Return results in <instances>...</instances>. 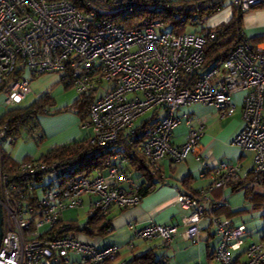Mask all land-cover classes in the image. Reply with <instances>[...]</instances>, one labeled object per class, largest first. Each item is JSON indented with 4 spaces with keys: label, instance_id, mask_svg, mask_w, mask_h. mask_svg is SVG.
Returning a JSON list of instances; mask_svg holds the SVG:
<instances>
[{
    "label": "built area",
    "instance_id": "2783aa9c",
    "mask_svg": "<svg viewBox=\"0 0 264 264\" xmlns=\"http://www.w3.org/2000/svg\"><path fill=\"white\" fill-rule=\"evenodd\" d=\"M226 2L240 17L264 5V0ZM208 38L212 39L213 33ZM206 40L188 32L175 34L171 28L148 20L124 29L102 12L78 11L68 0H0V91L5 94L6 106L18 105L30 93L34 77L57 74L64 87L79 97H91L87 117L81 122L90 131V145L108 147L127 140L136 146L145 168L154 176L160 173L163 159L181 164L193 156L200 164V177L209 175L212 181L196 194L178 195V205L189 213L183 219L182 238L197 244L199 224L206 219L219 239L213 253L217 264H264V247L258 243L247 245L243 263L232 258L231 252L239 251L249 234L244 225L236 226L215 215L224 200L209 199L213 191L239 183L240 168L218 161L201 146L204 125L198 121L193 127L191 117L183 116L188 126L185 142H173L182 119L180 108L195 103L211 105L221 118H229L237 109L235 94L244 91V127L232 144L253 154L252 170L243 177L262 184L264 46H253L241 32L240 43L225 60L204 68ZM151 110L144 127L136 125ZM9 131L7 120L0 126V264L116 263L119 247L98 248L95 238L88 240L80 233L76 237L74 231L88 233L89 227L78 229L63 214L82 208L87 198L88 220L103 221L110 233V213L135 207L142 200V185L127 168L130 161L116 155L106 170L87 177L74 176L73 166L40 158L19 161L13 173H4L3 155L10 154L3 147H14L23 140ZM26 138L38 143L43 134ZM134 234L135 240L160 239L166 249L177 228L152 224ZM125 248L131 252L133 243ZM159 261L167 263L166 258Z\"/></svg>",
    "mask_w": 264,
    "mask_h": 264
},
{
    "label": "crops",
    "instance_id": "0c3cea01",
    "mask_svg": "<svg viewBox=\"0 0 264 264\" xmlns=\"http://www.w3.org/2000/svg\"><path fill=\"white\" fill-rule=\"evenodd\" d=\"M233 15V9L229 4L210 18L213 25L227 23ZM242 32L250 40L253 46H264V5L253 8L242 16ZM71 90V91H70ZM59 92L58 95H50L55 101L56 110L72 106L78 99L76 92L72 89ZM246 92L242 91L234 96V104L237 106L232 117L221 118L218 110L211 105L195 103L188 107V112L179 114L181 123L175 128L173 142L181 145L186 140L188 126L186 118L193 119L192 126L196 127L200 121L204 125L200 144L209 150L218 161L240 168L241 179L239 186H228L222 190H215L209 195L211 202L224 200V206L217 211V216L231 221L234 225H244L249 236L245 245L239 251L231 252L234 260L243 263L245 257L243 252L250 243H258L264 247L263 235L255 236L245 225V220L257 214L264 217V175L262 184L255 185L249 177H243L253 167V154L243 152L232 142L236 135L243 129L241 106ZM186 116L184 118L183 116ZM264 116V107H263ZM264 118V117H263ZM37 125L43 134V141L37 144L23 146L28 141L21 140L14 147H10V157L14 161L27 159H39L51 150L67 146L73 143L87 140L90 131L82 126L79 116L74 112H64L58 115L39 116ZM87 132L84 137L83 133ZM45 147V152L39 154L38 145ZM40 155V156H39ZM160 173L155 175V187L152 192L142 197L139 205L125 210H113L108 216L112 231L104 236H118L112 243L100 244L104 236L94 237L98 248L104 246H116L120 248L118 261L130 263L134 258L153 251L155 259L166 258V264H217L213 260V253L219 243L214 236L213 229L205 219L199 224V242L192 244L182 238L183 219L189 214L177 203L178 195L181 193L196 194L199 190L208 187L212 181L209 175L200 177V164L193 156H188L185 162L174 164L169 159H163L159 163ZM127 168L132 172L134 180L141 186L145 179L141 172L137 171L129 163ZM241 184V186H240ZM259 204V205H258ZM258 205V209H254ZM83 207L87 206V198ZM253 212V213H251ZM239 213V214H238ZM65 219V218H64ZM166 225L175 226L177 235L168 248H164L160 239L149 242L134 239V232L146 226ZM133 226V229L129 228ZM119 237H122L119 239ZM88 240H91L87 238ZM132 242L133 248L128 252L125 246ZM118 261L116 263H118ZM112 263V264H116Z\"/></svg>",
    "mask_w": 264,
    "mask_h": 264
},
{
    "label": "trees",
    "instance_id": "16d2710c",
    "mask_svg": "<svg viewBox=\"0 0 264 264\" xmlns=\"http://www.w3.org/2000/svg\"><path fill=\"white\" fill-rule=\"evenodd\" d=\"M78 11L102 12L108 15L114 23L124 29L140 25L143 20L161 23L171 28L175 34L184 33L187 27L197 25L207 20L218 11L222 10L226 0H177L168 3L165 0H68ZM233 9V8H232ZM102 16V15H101ZM242 17L238 16L235 9L233 15L227 23L220 24L208 31L204 46L205 62L204 68L213 66L225 60L241 41ZM213 33V38H208ZM207 35V36H206ZM70 90L68 87H64ZM78 96V95H77ZM91 97L78 96L77 101L70 107L63 110L50 111L55 106V101L48 93L37 99L32 105L26 108H13L0 119V126L9 120L10 135L14 138H25L28 134L41 132L37 125L39 116L58 115L64 112L76 113L83 122L88 113ZM78 108L79 111L75 109ZM146 121L140 124L143 128ZM44 139V138H43ZM43 139L38 142L40 144ZM116 155H122L130 161V164L137 171L141 172L145 182L141 186V195L144 197L154 190L155 176L151 175L144 166L143 157L136 151L135 145H129L127 140H121L108 147H96L90 145L88 140L73 143L51 150L46 155L40 157L45 160H56L61 166H73L72 174L82 177L90 176L95 172H103L113 163ZM3 172L13 173L17 167V161L11 159L4 153L2 159ZM25 160H28L27 158ZM253 180L252 177H249ZM239 186V183L233 187ZM241 186V184H240ZM259 205V204H258ZM258 205L254 209H258ZM239 214V213H238ZM217 216V211L215 212ZM103 221L97 219L88 220L86 226L90 231L87 233L91 237H99L108 234V226H102ZM128 264H163L159 259H155L153 251H149L142 256L134 258Z\"/></svg>",
    "mask_w": 264,
    "mask_h": 264
},
{
    "label": "rangeland",
    "instance_id": "374dc122",
    "mask_svg": "<svg viewBox=\"0 0 264 264\" xmlns=\"http://www.w3.org/2000/svg\"><path fill=\"white\" fill-rule=\"evenodd\" d=\"M214 21L211 18H208L207 20L195 25V26H189L183 30V32L193 33L196 35L204 36L208 31L215 28L217 25H213ZM224 23V22H223ZM222 24V23H221ZM220 25V24H219ZM62 91H69L64 88L63 83L61 82V79L59 75L57 74H43L39 75L37 77H34L31 80L30 83V93L27 95V97L18 105L14 106H6L4 104L5 100V94L0 91V119L5 115L9 110L13 108H26L30 105H32L37 99L42 97L44 94L48 93L49 95L56 96L59 92ZM71 91V90H70ZM55 107V106H54ZM51 108L50 111H57L56 109ZM76 111H79L78 108L75 109ZM188 107H183L180 112L185 113L188 112ZM154 110L149 111L145 114V116L140 117L139 120L136 122V125H140L144 120L149 119ZM87 135V132L83 133V136L85 137ZM24 141H28V139L25 137L23 138ZM31 142H26L23 144V146H30ZM41 145H38L39 154L41 155L44 153L45 147ZM3 150L6 152L11 151V148L8 150V148L3 147ZM39 155V156H40ZM253 213V212H251ZM65 220L72 222L74 225L77 226L78 229H82L86 227V223L88 221V211L86 207H82L76 210H71L68 212H65L63 214ZM245 225L249 229L250 232L255 234V236L263 235L264 233V217L257 216V214H254L250 218L245 220ZM83 235L84 237H87L91 240H94L93 237L89 236L84 231L80 232H73V234L77 237L78 234ZM118 236H114L113 238L110 237V235L104 236L102 240L99 242L100 244H108L112 243V240H117ZM122 237H119L121 239ZM73 261L77 260V258L72 257Z\"/></svg>",
    "mask_w": 264,
    "mask_h": 264
},
{
    "label": "water",
    "instance_id": "95a60500",
    "mask_svg": "<svg viewBox=\"0 0 264 264\" xmlns=\"http://www.w3.org/2000/svg\"><path fill=\"white\" fill-rule=\"evenodd\" d=\"M1 237H2V210L0 207V242H1Z\"/></svg>",
    "mask_w": 264,
    "mask_h": 264
}]
</instances>
